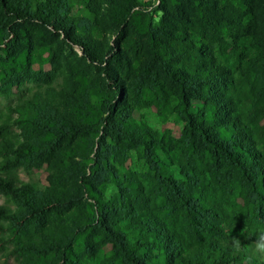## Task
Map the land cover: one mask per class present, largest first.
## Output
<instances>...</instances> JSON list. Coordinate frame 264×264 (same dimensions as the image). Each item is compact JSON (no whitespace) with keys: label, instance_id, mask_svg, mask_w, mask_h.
Returning a JSON list of instances; mask_svg holds the SVG:
<instances>
[{"label":"trees","instance_id":"16d2710c","mask_svg":"<svg viewBox=\"0 0 264 264\" xmlns=\"http://www.w3.org/2000/svg\"><path fill=\"white\" fill-rule=\"evenodd\" d=\"M149 5L0 0V188L14 205L0 221L15 264H261L264 0ZM58 43V75L34 70ZM140 106L182 135L137 121ZM131 152L145 171H122ZM42 164L47 186L18 181Z\"/></svg>","mask_w":264,"mask_h":264},{"label":"rangeland","instance_id":"374dc122","mask_svg":"<svg viewBox=\"0 0 264 264\" xmlns=\"http://www.w3.org/2000/svg\"><path fill=\"white\" fill-rule=\"evenodd\" d=\"M142 6L150 7L149 3H152L153 6H158L160 4V0H138ZM157 15V19L159 14ZM214 50V46H212ZM75 51L79 52V48H75ZM70 49L64 45L56 44L54 48L53 59L55 65L52 63H45L43 65H35L34 70L42 71V74H48L51 77H55L58 75L60 70L67 64V55H69ZM48 57V53L45 55V58ZM58 81L61 80L60 76H57ZM30 84H27L25 87H30ZM14 93H17V90H14ZM13 93V94H14ZM13 98V97H12ZM8 100L0 96V113L4 111V108L7 104ZM134 118L139 122H144L151 126L153 129L164 132L165 130H171L174 137H180L183 133L184 124L181 121H177L174 118H168L164 120L159 114L158 110L155 106L145 107L140 106L137 107L134 111ZM262 124V123H261ZM133 171H145L144 163L141 159L138 158L136 152H131L129 158L125 164V167L122 168V171L130 172ZM6 174L0 169V177H5ZM48 171L47 165L42 164L36 168H34L30 172L19 171L18 181L20 182H33L40 188H44L48 185L47 181ZM116 192V188L114 186H110L108 189L107 195L110 197ZM0 205L2 206H11L14 205L10 202V198L6 195L5 191L0 188ZM4 224L0 221V264H15V259L11 256L12 243H9L3 240L4 236ZM253 243L255 246V253L260 258L261 264H264V250H261L258 245H264V231L255 230L254 234H251Z\"/></svg>","mask_w":264,"mask_h":264},{"label":"clouds","instance_id":"9594fccd","mask_svg":"<svg viewBox=\"0 0 264 264\" xmlns=\"http://www.w3.org/2000/svg\"><path fill=\"white\" fill-rule=\"evenodd\" d=\"M236 244L238 245V244H239V241H236ZM258 247H259L261 250H264V245H258Z\"/></svg>","mask_w":264,"mask_h":264}]
</instances>
